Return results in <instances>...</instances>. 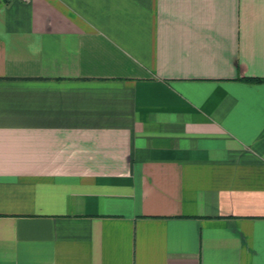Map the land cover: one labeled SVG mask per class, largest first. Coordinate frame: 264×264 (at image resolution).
I'll list each match as a JSON object with an SVG mask.
<instances>
[{"label": "crops", "instance_id": "obj_1", "mask_svg": "<svg viewBox=\"0 0 264 264\" xmlns=\"http://www.w3.org/2000/svg\"><path fill=\"white\" fill-rule=\"evenodd\" d=\"M0 264H264V0H0Z\"/></svg>", "mask_w": 264, "mask_h": 264}, {"label": "trees", "instance_id": "obj_2", "mask_svg": "<svg viewBox=\"0 0 264 264\" xmlns=\"http://www.w3.org/2000/svg\"><path fill=\"white\" fill-rule=\"evenodd\" d=\"M251 81H261V79H249Z\"/></svg>", "mask_w": 264, "mask_h": 264}]
</instances>
